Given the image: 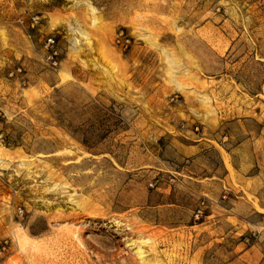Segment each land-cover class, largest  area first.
<instances>
[{
  "label": "rangeland",
  "instance_id": "obj_1",
  "mask_svg": "<svg viewBox=\"0 0 264 264\" xmlns=\"http://www.w3.org/2000/svg\"><path fill=\"white\" fill-rule=\"evenodd\" d=\"M0 135V264H264V0H0Z\"/></svg>",
  "mask_w": 264,
  "mask_h": 264
},
{
  "label": "built area",
  "instance_id": "obj_2",
  "mask_svg": "<svg viewBox=\"0 0 264 264\" xmlns=\"http://www.w3.org/2000/svg\"><path fill=\"white\" fill-rule=\"evenodd\" d=\"M39 18H36L33 20L32 27L34 28L38 24ZM116 45L124 52L128 51L131 46V39L129 36L124 32L121 31L117 35L116 38ZM45 50H46V62L47 64L52 68H58L61 65L60 61V54L59 50L57 48V40L55 37L51 36L46 40L45 43ZM22 70L18 69L16 72H12L10 74V77H13L16 75V73H21ZM0 141L4 142V138L2 135H0ZM153 187V185H151ZM207 211V204L206 202H201L198 207L194 211V220L196 222H200L206 215ZM20 215H23L24 212L20 209L19 210Z\"/></svg>",
  "mask_w": 264,
  "mask_h": 264
},
{
  "label": "bare ground",
  "instance_id": "obj_3",
  "mask_svg": "<svg viewBox=\"0 0 264 264\" xmlns=\"http://www.w3.org/2000/svg\"><path fill=\"white\" fill-rule=\"evenodd\" d=\"M228 165H229V168L231 169L232 167L230 166V163H228Z\"/></svg>",
  "mask_w": 264,
  "mask_h": 264
},
{
  "label": "crops",
  "instance_id": "obj_4",
  "mask_svg": "<svg viewBox=\"0 0 264 264\" xmlns=\"http://www.w3.org/2000/svg\"><path fill=\"white\" fill-rule=\"evenodd\" d=\"M57 85V83H55L53 86H56Z\"/></svg>",
  "mask_w": 264,
  "mask_h": 264
}]
</instances>
